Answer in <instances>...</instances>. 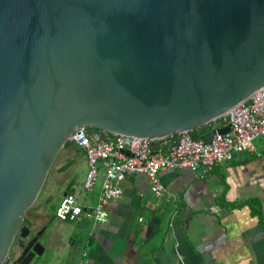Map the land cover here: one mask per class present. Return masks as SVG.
<instances>
[{
    "label": "water",
    "instance_id": "95a60500",
    "mask_svg": "<svg viewBox=\"0 0 264 264\" xmlns=\"http://www.w3.org/2000/svg\"><path fill=\"white\" fill-rule=\"evenodd\" d=\"M263 88L264 0H0V264H47L24 220L77 129L161 140Z\"/></svg>",
    "mask_w": 264,
    "mask_h": 264
},
{
    "label": "crops",
    "instance_id": "0c3cea01",
    "mask_svg": "<svg viewBox=\"0 0 264 264\" xmlns=\"http://www.w3.org/2000/svg\"><path fill=\"white\" fill-rule=\"evenodd\" d=\"M68 177H51L24 220L35 233L45 230L47 264H79L85 252L91 264H264V135L253 152L207 174L160 172L161 195L146 175L129 176L107 208V223L94 219L103 176L92 191L71 186ZM67 189L85 208L73 222L55 217Z\"/></svg>",
    "mask_w": 264,
    "mask_h": 264
},
{
    "label": "built area",
    "instance_id": "2783aa9c",
    "mask_svg": "<svg viewBox=\"0 0 264 264\" xmlns=\"http://www.w3.org/2000/svg\"><path fill=\"white\" fill-rule=\"evenodd\" d=\"M213 124L229 128V131L225 134L216 132L206 142L193 139L188 132L151 140L77 129L69 142L84 152L88 163L84 190L92 191L103 176L95 221L108 222L107 208L122 197V183L129 176L146 175L153 193L161 195L164 188L159 174L162 171L187 169L207 174L232 160L235 154L253 152L255 139L264 135V88ZM84 212L85 208L76 196L68 194L55 208V217L61 222H73ZM79 264H91L87 252L83 253Z\"/></svg>",
    "mask_w": 264,
    "mask_h": 264
},
{
    "label": "rangeland",
    "instance_id": "374dc122",
    "mask_svg": "<svg viewBox=\"0 0 264 264\" xmlns=\"http://www.w3.org/2000/svg\"><path fill=\"white\" fill-rule=\"evenodd\" d=\"M79 150L81 151V153H79L78 156H77V158H78L77 162H80V163H77V166L75 165L74 168H72L71 170L66 172V175L69 176L68 177L69 179L73 178L74 176L77 177V183L79 185V188L82 189L83 186H84V182L86 180V177H87V172H88L89 167H88L87 160H86V162H81L82 158H84L85 155H84V153H83V151L81 149H79ZM66 151L67 150H65V149L62 150L59 158L57 159L58 161H56L57 162V166L60 163H62L63 160L65 159ZM101 184H102V181L100 180L99 181V187L101 186Z\"/></svg>",
    "mask_w": 264,
    "mask_h": 264
},
{
    "label": "trees",
    "instance_id": "16d2710c",
    "mask_svg": "<svg viewBox=\"0 0 264 264\" xmlns=\"http://www.w3.org/2000/svg\"><path fill=\"white\" fill-rule=\"evenodd\" d=\"M215 128H216L215 124L212 123V124H208V125L204 126L203 128L196 129L193 132H190V134H191L193 139L206 142L211 138ZM87 130L89 132L98 131V130L93 129V128L87 129ZM155 145H157V144H155ZM72 146H73V144L68 142L66 144L65 148H70Z\"/></svg>",
    "mask_w": 264,
    "mask_h": 264
},
{
    "label": "flooded vegetation",
    "instance_id": "af4514ba",
    "mask_svg": "<svg viewBox=\"0 0 264 264\" xmlns=\"http://www.w3.org/2000/svg\"><path fill=\"white\" fill-rule=\"evenodd\" d=\"M75 149V151H77V147H70V149ZM65 149H67V148H65ZM68 150V149H67ZM61 154V153H60ZM60 156V155H59ZM67 156H68V154H66L65 155V158H67ZM59 158V157H58ZM57 158V159H58ZM56 161H58V160H56ZM69 162V160L68 161H66V160H63V162L62 163H60L58 166H57V162H55L54 163V166H53V168H52V171L50 172V175H49V177H48V179H47V182H46V184L48 183V181L50 180V178L51 177H53V176H55V173L62 167V166H65V164L66 163H68Z\"/></svg>",
    "mask_w": 264,
    "mask_h": 264
}]
</instances>
